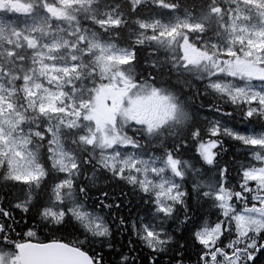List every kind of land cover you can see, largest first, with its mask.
Wrapping results in <instances>:
<instances>
[{"label":"snow or ice","instance_id":"1","mask_svg":"<svg viewBox=\"0 0 264 264\" xmlns=\"http://www.w3.org/2000/svg\"><path fill=\"white\" fill-rule=\"evenodd\" d=\"M0 264H264V0H0Z\"/></svg>","mask_w":264,"mask_h":264}]
</instances>
